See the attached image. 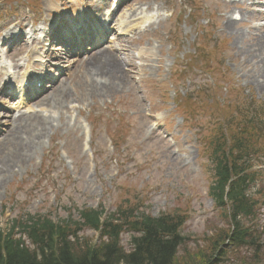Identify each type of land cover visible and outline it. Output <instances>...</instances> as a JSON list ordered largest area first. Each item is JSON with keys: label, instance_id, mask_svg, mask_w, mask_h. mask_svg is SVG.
Segmentation results:
<instances>
[{"label": "rangeland", "instance_id": "1", "mask_svg": "<svg viewBox=\"0 0 264 264\" xmlns=\"http://www.w3.org/2000/svg\"><path fill=\"white\" fill-rule=\"evenodd\" d=\"M107 10L88 0H40L38 6L0 0V37L57 18L65 22L61 29H71V22L77 28L99 13L96 26L111 31L104 35V43L110 42L104 48L113 52L125 74L122 85L94 94L87 65L102 49L90 53L95 44H86L87 55L60 60L56 55L62 51L48 54L53 60L44 80L53 87L45 82L38 100L15 103L0 92V140L8 141L26 114L46 123L35 150L0 178V229L27 213L49 215L57 223L77 217V209L103 206L113 212L122 202L135 200L152 216L187 213L183 235L194 251L221 225L220 211L208 196L211 175L202 154L206 129L216 120L189 107L177 112V105L191 97L203 101L201 94L197 98L200 90L212 94L219 85L215 101L228 100V88L238 93L233 98L237 103L243 98L251 110L263 107L264 51L255 46L264 37V0H135L111 21L104 16ZM140 13L150 16L148 27L127 37L121 30ZM228 19L235 21L239 42L223 30ZM37 48H0V77L11 81L16 72L22 74L16 67ZM48 93L52 99L43 102ZM1 149L10 155L9 147ZM256 162L263 173L252 193H262L264 201V156ZM260 214L264 223V207ZM81 237L99 238L91 230ZM122 243L129 250L130 235L124 234Z\"/></svg>", "mask_w": 264, "mask_h": 264}, {"label": "trees", "instance_id": "2", "mask_svg": "<svg viewBox=\"0 0 264 264\" xmlns=\"http://www.w3.org/2000/svg\"><path fill=\"white\" fill-rule=\"evenodd\" d=\"M219 89L200 92L203 101H187L192 112L216 120L206 129L202 154L211 175L208 196L221 225L201 239L202 246L189 249L183 235L187 213L154 217L127 200L112 213L77 209L78 220L15 218L0 229V264H264V201L262 193H252L263 173L256 161L264 156V105L251 110L243 98L233 100L238 93L232 90L226 91L228 100L215 101ZM84 230L97 233V242L81 237ZM124 234L130 235L129 250L122 245Z\"/></svg>", "mask_w": 264, "mask_h": 264}, {"label": "bare ground", "instance_id": "3", "mask_svg": "<svg viewBox=\"0 0 264 264\" xmlns=\"http://www.w3.org/2000/svg\"><path fill=\"white\" fill-rule=\"evenodd\" d=\"M226 6V5H225ZM226 10H229V7H225ZM134 27H137L138 20ZM235 21L226 20L224 23V32L229 33L232 35L236 41H240V37L238 32L234 30ZM131 28L129 26V31ZM131 29V30H132ZM136 29V28H135ZM256 47V51L261 53L264 51V37L261 38L258 42ZM114 56L113 52L109 51L108 49L104 48L101 51L91 55L87 70L88 74L91 78L90 87L92 92L95 94L96 92H107V90L114 88L117 85H122L125 74L121 69V62L116 61V58L112 59ZM262 90L264 91V85H261ZM54 90V89H53ZM53 92V91H52ZM51 92V93H52ZM48 93L42 100L43 102L48 103L52 96ZM49 95V96H48ZM24 117V118H23ZM21 122V125L17 126L15 129L12 127L10 133L8 134L9 138L6 141L0 140V178L4 179L5 175L12 171L13 168L19 166V164L23 161L24 157L32 153L37 144L40 143L42 136L44 135V131L46 130V123L43 119L31 116H22V118H18ZM16 124V123H13ZM32 128V129H31ZM37 133V136H32V134ZM6 146L9 147V151L11 152L10 155L7 153V150L1 151L2 147ZM8 159H4L9 157ZM4 169V171H2Z\"/></svg>", "mask_w": 264, "mask_h": 264}]
</instances>
